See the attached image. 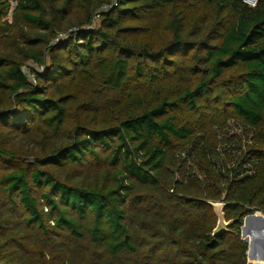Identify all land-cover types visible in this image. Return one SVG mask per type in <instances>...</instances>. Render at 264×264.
Returning <instances> with one entry per match:
<instances>
[{
	"label": "trees",
	"instance_id": "1",
	"mask_svg": "<svg viewBox=\"0 0 264 264\" xmlns=\"http://www.w3.org/2000/svg\"><path fill=\"white\" fill-rule=\"evenodd\" d=\"M256 211L264 0H0V264H248Z\"/></svg>",
	"mask_w": 264,
	"mask_h": 264
},
{
	"label": "crops",
	"instance_id": "2",
	"mask_svg": "<svg viewBox=\"0 0 264 264\" xmlns=\"http://www.w3.org/2000/svg\"><path fill=\"white\" fill-rule=\"evenodd\" d=\"M255 223L260 227H255V235L252 236V241L248 244V263L264 264V224L257 219Z\"/></svg>",
	"mask_w": 264,
	"mask_h": 264
},
{
	"label": "built area",
	"instance_id": "3",
	"mask_svg": "<svg viewBox=\"0 0 264 264\" xmlns=\"http://www.w3.org/2000/svg\"><path fill=\"white\" fill-rule=\"evenodd\" d=\"M247 4H249L250 6H256L258 3V0H244ZM92 26H88L87 28H90ZM71 31H77V28H74ZM64 36L67 37L66 34H61L59 36V38H64ZM57 38V40L59 39ZM36 80H33V83H35ZM259 215V216H257ZM259 220V222L264 224V212L263 211H256L252 214H248L247 216H245L244 221H243V225L241 226V236H242V240L244 241L245 239L247 240V244H249L251 242V239L249 236H253L255 235V227H258L259 225L255 223L256 219ZM255 224V225H254ZM260 227V226H259ZM245 242V241H244ZM248 253V250H247ZM247 259H248V254H247ZM249 264V263H248Z\"/></svg>",
	"mask_w": 264,
	"mask_h": 264
},
{
	"label": "water",
	"instance_id": "4",
	"mask_svg": "<svg viewBox=\"0 0 264 264\" xmlns=\"http://www.w3.org/2000/svg\"><path fill=\"white\" fill-rule=\"evenodd\" d=\"M225 195L223 196L221 201L217 202H210L213 206L214 211L217 216V225L213 230V235L218 236L224 232L230 231V227L235 223L236 219H229L226 218L225 208L227 203L225 202ZM247 243V240H244Z\"/></svg>",
	"mask_w": 264,
	"mask_h": 264
},
{
	"label": "rangeland",
	"instance_id": "5",
	"mask_svg": "<svg viewBox=\"0 0 264 264\" xmlns=\"http://www.w3.org/2000/svg\"><path fill=\"white\" fill-rule=\"evenodd\" d=\"M16 2H13V5L15 6L16 4H15ZM14 6H13V8H14ZM11 14H12V8H11V10L9 11V14H8V18H11ZM100 23H101V17L100 18H98L96 21H95V24H94V26L95 27H98L99 25H100ZM67 37L66 36H64V40L66 39ZM33 69H41L40 68V66H38L36 63H31V62H27V63H25L24 65H23V70L26 72V74L28 75V77L30 78V80L33 82V80H36V78H35V76H33V74H32V70ZM37 82V81H36ZM35 82V83H36ZM233 128V130L235 131L234 133H236L237 132V134H239L240 133V130H238V129H234L235 127L233 126L232 127ZM250 237V239H251V241H252V236H249Z\"/></svg>",
	"mask_w": 264,
	"mask_h": 264
},
{
	"label": "bare ground",
	"instance_id": "6",
	"mask_svg": "<svg viewBox=\"0 0 264 264\" xmlns=\"http://www.w3.org/2000/svg\"><path fill=\"white\" fill-rule=\"evenodd\" d=\"M257 216H259V215H257ZM253 219H256V218H253Z\"/></svg>",
	"mask_w": 264,
	"mask_h": 264
}]
</instances>
